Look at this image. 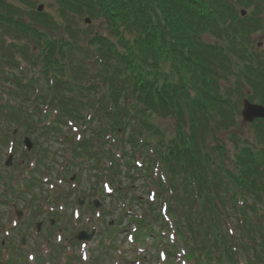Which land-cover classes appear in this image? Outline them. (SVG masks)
I'll return each instance as SVG.
<instances>
[{
	"label": "trees",
	"instance_id": "obj_1",
	"mask_svg": "<svg viewBox=\"0 0 264 264\" xmlns=\"http://www.w3.org/2000/svg\"><path fill=\"white\" fill-rule=\"evenodd\" d=\"M35 3L0 0L2 32L17 40L28 39L23 47L7 51V56L0 52V84L11 83L14 94H30L18 105L3 103L0 97L7 121L24 133H39L41 140L49 134L62 136L66 118L79 115L80 109L95 111L93 119L83 122L91 128L90 136L75 142L74 153L105 152L106 138L113 135L116 143L119 138L114 148L129 158L128 170L152 174L158 165L167 178L158 179L161 196L171 191L178 201L172 197L168 203L171 227L161 213V203L146 199L144 215L135 218V242L150 241L157 249L161 244L169 258L180 243L183 257L191 264L263 260L264 120L250 125L251 137L232 138V150L212 135L237 123L241 98L258 97L256 102L264 103V50L258 52L250 40L254 13L242 17L238 10L239 6L261 10V5L256 0H53L54 11L37 12L32 10ZM30 7L31 22L23 16ZM99 21L107 25V35L83 27ZM59 31L62 37L55 39L51 34ZM81 36L87 38L85 52L73 42ZM2 38L4 51L9 45L5 47ZM89 47L97 54L96 79L90 75L91 68L87 72L74 63L79 54L91 56ZM17 53L31 66L27 79L6 72V67L20 69ZM69 69L73 77H67ZM38 78L50 81L40 85ZM90 89H99L100 98L77 97L76 93ZM128 98L131 105H126ZM53 111L58 112L55 121L47 118ZM165 116L177 122L172 137L156 122ZM97 126L102 130L94 129ZM135 146L147 151L144 170L134 162L131 166L135 149L139 150ZM103 155L116 158L111 150ZM120 166L112 165L115 175L121 174ZM11 182L9 178L13 190ZM245 235L254 241L248 243L252 253ZM238 238L242 243L235 245ZM169 264L180 262L171 259Z\"/></svg>",
	"mask_w": 264,
	"mask_h": 264
},
{
	"label": "rangeland",
	"instance_id": "obj_2",
	"mask_svg": "<svg viewBox=\"0 0 264 264\" xmlns=\"http://www.w3.org/2000/svg\"><path fill=\"white\" fill-rule=\"evenodd\" d=\"M51 3H53V0L37 1V5L42 4L44 11L48 12L55 10ZM27 14L23 13V16L29 21ZM91 23L89 22L88 25ZM85 26H83L85 30L93 28ZM99 30L105 35L108 33L107 25L101 24ZM0 35L6 38L5 46L7 47L9 45L7 50L5 48L4 51H1L0 49V52L6 56L9 54L7 51L11 48L23 47V43L19 41L28 40L27 38L14 40L6 36L1 29ZM51 35L55 39H61L62 37L61 31ZM259 36L260 40H263L264 31ZM12 41H14L13 46L11 44ZM73 42L77 43V47L81 48L83 46L81 50L83 52L88 47L85 36H81V38H77L76 40L74 39ZM29 47L33 52L37 50L33 45ZM88 50L91 56L79 54L74 59L76 60L74 63L76 67H81V70L87 69V72L91 68L90 75L96 79L97 66L94 49L89 47ZM36 55L40 62L36 67L40 70L41 61L39 54ZM16 56L20 69L6 67V72L18 78L22 76L24 79H27V76L32 75L29 70L31 66L25 62L23 56L18 53ZM68 71L69 74L67 77H73L74 71L70 69ZM36 74L39 76L38 73ZM80 80L83 82L82 78ZM49 81V79H43L40 82V78L37 79V83L40 85ZM5 84H0V97L3 103L7 101L18 105L22 102V97H28L30 95L28 93H20L21 95L14 94L10 92L11 88L9 86H11V83L5 82ZM95 87L92 85V88ZM101 94L102 92L99 89H96L95 92L93 89H90L89 92L86 90L85 93H76L78 98H86L85 100H90L88 98L89 95L100 98L99 96ZM245 99L248 98H241V104H238L239 109L237 113L235 112L237 123H234V126H230L228 129L226 127H220L212 134L216 135L214 137L216 142H222L229 150L234 148L232 138L237 137L242 141L243 138L251 137L253 133V128L244 123L241 117V110ZM85 100L82 103H86ZM129 104L131 105V98L127 99L126 105ZM89 115L90 111L88 109H80L79 115L74 116L76 121L70 120V123L68 122L70 125H68L69 128L64 127L60 132L63 136H58V138L53 136V134H49L50 137L47 139L42 138L41 140L37 139L39 133L36 136L34 135V138L30 136L32 137L34 146L32 145L29 151L26 149L23 141L25 136L23 135L24 131L21 130L20 133H14L15 126H12V123L7 121L6 116L3 115V111L0 109V127H2L0 128V247L2 246L0 248V264H45L46 262H51L52 264L162 263L157 257V252L152 247L144 258L138 257L136 255V246L139 247V245L131 244L128 239V234L134 230V225H138L134 218L135 214L137 218L142 216L146 210L145 200H149L151 190L157 191V202L161 203V199L162 203L166 201L165 199L171 201L168 194L164 198L160 196V187L153 182V180L158 181L161 173H159V177L155 175V171L152 174H134L135 169H131V174H129L130 172L122 173L117 181H120V186L125 188L130 187L128 200L118 198L114 195V192L107 193L108 188L106 187L115 190L118 187V184L113 181L115 179L112 176L113 170H110V172L107 171L108 168L111 169L108 161L102 162L104 164V170L99 173L98 170L91 168L89 164L84 165V167H78L76 164H73L74 171L70 169V174L67 176L61 174V171L66 167L72 155L71 152H68L67 157H64L66 151H72L71 142L74 140L77 141L78 136L84 132H91V128L85 127L84 125L86 124H83ZM70 116L72 117V115ZM156 122L161 128L166 129L170 137L175 135L177 122L173 117L165 116L164 118L157 119ZM98 128L101 129L99 126L94 127V129ZM70 131L72 132L70 133ZM234 132L236 133L235 136L233 135ZM72 134L74 140H72ZM64 136H67L69 139L66 140ZM118 141L119 138L117 139V143L115 139V143L109 144L107 139V144L104 143L105 152L108 149L114 148L118 144ZM12 147H14V155L11 160V167L8 168L5 163L11 154L10 152H12ZM135 148L140 151L135 149L136 157L131 161V166L132 162L136 163L139 159L145 164L147 162L145 158L146 149H141L138 146H135ZM111 153L117 156L119 149H112ZM137 167L141 170L146 167V164L143 167L138 165ZM31 172L34 175L33 180L36 181V184H33V181L31 182V189L33 191L22 194L24 197L16 194L17 191L15 189L17 190L18 188V181L21 182V179L26 175L30 176ZM74 174L75 178L71 179ZM9 178L12 179L11 184L13 190L8 186ZM173 195L174 192H172V197ZM95 202L99 204L98 207ZM173 202L178 204L177 199H174V197ZM51 209H53V213ZM21 212L23 214L19 217ZM77 213L79 216H77ZM80 215L81 217L84 215L82 219ZM53 216L55 223L51 225L50 219ZM39 222L42 223V226L38 234L36 229ZM234 224L236 230L238 228L236 221H234ZM110 227L117 228L115 237L113 234L111 236ZM82 231H85L84 233L87 235L90 234L91 238L88 240H78L76 235ZM257 240L260 241V238ZM240 241L241 239L238 238L237 241H234V244L237 245ZM244 241L247 245L249 243L250 246L254 243V241H249L246 235L244 236ZM149 243L150 247L151 242L149 241ZM250 246L248 245V249L252 253ZM31 254L34 255V259L30 258ZM242 254H245L244 257L247 260L248 254L246 251H243ZM262 254L264 256V249ZM82 255H89V258L86 260L82 258ZM262 259L259 258L257 264H264V257ZM241 260L243 261L245 259Z\"/></svg>",
	"mask_w": 264,
	"mask_h": 264
},
{
	"label": "water",
	"instance_id": "obj_3",
	"mask_svg": "<svg viewBox=\"0 0 264 264\" xmlns=\"http://www.w3.org/2000/svg\"><path fill=\"white\" fill-rule=\"evenodd\" d=\"M245 122H253L257 117L264 118V106L259 104H252L249 101L245 102V108L242 111ZM26 145L29 149L32 147V143L29 138L25 140ZM12 157H10L8 164L11 163Z\"/></svg>",
	"mask_w": 264,
	"mask_h": 264
},
{
	"label": "flooded vegetation",
	"instance_id": "obj_4",
	"mask_svg": "<svg viewBox=\"0 0 264 264\" xmlns=\"http://www.w3.org/2000/svg\"><path fill=\"white\" fill-rule=\"evenodd\" d=\"M261 33L262 32L260 30H256L255 32L251 33L252 42L258 47L260 51L264 49V39L260 40L259 36Z\"/></svg>",
	"mask_w": 264,
	"mask_h": 264
}]
</instances>
